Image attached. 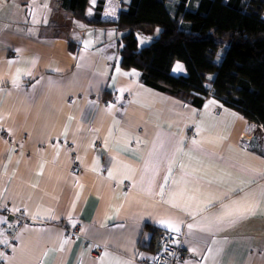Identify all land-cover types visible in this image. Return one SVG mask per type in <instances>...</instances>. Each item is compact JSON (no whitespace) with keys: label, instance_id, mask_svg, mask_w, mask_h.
<instances>
[{"label":"crops","instance_id":"obj_1","mask_svg":"<svg viewBox=\"0 0 264 264\" xmlns=\"http://www.w3.org/2000/svg\"><path fill=\"white\" fill-rule=\"evenodd\" d=\"M121 7L106 0L102 19ZM69 16L0 0V264H144L161 232L181 238L174 264H264L257 126L143 84L112 27Z\"/></svg>","mask_w":264,"mask_h":264},{"label":"trees","instance_id":"obj_2","mask_svg":"<svg viewBox=\"0 0 264 264\" xmlns=\"http://www.w3.org/2000/svg\"><path fill=\"white\" fill-rule=\"evenodd\" d=\"M105 1L56 5L76 24L112 27L121 67L138 70L143 84L199 108L215 98L264 135V0H121L115 21L102 19ZM177 61L185 74L172 73Z\"/></svg>","mask_w":264,"mask_h":264},{"label":"built area","instance_id":"obj_3","mask_svg":"<svg viewBox=\"0 0 264 264\" xmlns=\"http://www.w3.org/2000/svg\"><path fill=\"white\" fill-rule=\"evenodd\" d=\"M253 126V122H251ZM82 232V224L77 221L71 229L66 230L65 234L71 238ZM99 247L92 248V254L98 255ZM185 251L181 247V238L177 234L161 232L158 234V244L153 250L152 256L144 264H174L183 258Z\"/></svg>","mask_w":264,"mask_h":264},{"label":"snow or ice","instance_id":"obj_4","mask_svg":"<svg viewBox=\"0 0 264 264\" xmlns=\"http://www.w3.org/2000/svg\"><path fill=\"white\" fill-rule=\"evenodd\" d=\"M181 69H182V66H181L180 64H177V65H176V69H174V70H181ZM194 143H195V142H194ZM165 179H167V177H165ZM162 187H163V186H162ZM255 207H256V205H252V206H250V207L244 209V211H245V212H251V211L253 210V208H255ZM236 211L239 212L240 209L237 208ZM226 215H229V216L232 215V211L227 212ZM161 222L163 223V221H161ZM189 227L191 228L192 226L189 225Z\"/></svg>","mask_w":264,"mask_h":264},{"label":"rangeland","instance_id":"obj_5","mask_svg":"<svg viewBox=\"0 0 264 264\" xmlns=\"http://www.w3.org/2000/svg\"><path fill=\"white\" fill-rule=\"evenodd\" d=\"M93 0H90V2H92ZM263 13H264V11H263ZM264 15V14H263ZM70 17V16H69ZM67 20H69V24H74V23H76V22H74L73 21V19L70 17V18H68ZM66 21V20H65ZM68 29L69 30H72V26L70 25L69 27H68ZM72 35V34H71Z\"/></svg>","mask_w":264,"mask_h":264}]
</instances>
